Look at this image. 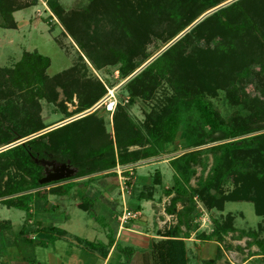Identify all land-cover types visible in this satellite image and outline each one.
I'll use <instances>...</instances> for the list:
<instances>
[{
	"label": "trees",
	"instance_id": "trees-1",
	"mask_svg": "<svg viewBox=\"0 0 264 264\" xmlns=\"http://www.w3.org/2000/svg\"><path fill=\"white\" fill-rule=\"evenodd\" d=\"M151 1L155 3L151 5L153 8L146 9V23L151 14L161 13L162 19L168 22L164 32L169 34L168 45L204 14L231 0ZM114 2L96 0L91 4L94 9L90 15L72 13L68 24L62 4L47 0L52 13L50 19L54 16L66 26L68 34L91 64L99 70L101 64L120 63L118 71L126 81L153 57L135 62L147 39L149 24L132 25L133 36L139 40L137 44L120 39L117 46L109 50H101L90 42L86 32L90 20L99 10L97 5L102 6L104 12L115 14L118 6L115 7ZM194 5L202 7L197 16L185 20L183 11ZM20 9L16 0H0V28L15 29L14 13ZM79 34L83 35L82 39ZM215 35L220 39L211 46ZM201 42L207 46L202 48ZM50 62L49 57L38 52H25L13 68H0V149L15 143L18 138H28L54 125L44 124L36 98L56 103L57 86L64 91L65 100L60 102L64 108L67 101L73 102L75 95L79 102L74 114L66 109L67 116L57 123L91 110L107 94L104 84L85 83L80 75H75L74 69L50 78L47 73ZM252 67H256L254 72L264 74V0H235L205 17L120 88L129 94V102H134L135 98L150 99L163 85L170 87L171 94L153 106L142 128L133 122L125 106L119 104L113 113L114 137L105 133L104 121L95 117L97 109L1 152L0 203L29 213L32 207L37 209L46 205L48 195L69 194L74 180L87 178L90 181L93 175L116 169L119 165H132L175 152L177 136L184 132L186 150L190 151L169 158L173 180L164 190L165 195L172 197L165 211L168 215H176L178 223L165 232H158L161 238L151 242L149 254L151 264H188L184 238L190 235L186 233L183 237L180 228L187 224L186 219L193 220L194 209L187 206L194 203L190 181L196 174L195 167L202 165L204 154H213L215 165L202 184L208 192L207 198L200 196L202 201H206L210 209L220 210L226 201H251L257 215L264 216V99L259 98L251 104L246 102L251 105L247 106L248 112L239 111L228 118H224L208 99L209 95L217 97L218 91L224 90L228 91L232 102L244 105L236 83L250 76ZM19 98L24 100L23 106L16 103ZM35 159L70 163L78 173L69 180L41 185L44 167ZM125 175L128 176V172ZM230 180L233 190L226 194L224 186ZM63 182L69 183L61 185ZM127 184L131 186V182ZM161 186L162 174L157 169L151 185H146L139 193V201L153 199L156 189ZM40 199H44L45 204L39 205ZM102 200L106 201L103 197ZM89 202L84 198L79 207L87 211L91 207ZM178 204L183 206V211L178 210ZM140 209L138 206L137 210ZM227 226V222L225 225L216 222L212 233L201 239L219 242L217 239H221ZM25 231L23 228L20 235ZM39 231L50 234L53 241L67 235L65 230L57 227L39 228ZM75 239L91 251L100 252L104 258L115 243L114 238L107 244ZM95 245L100 247L97 249ZM124 252L126 264H131L137 252L130 248ZM140 256L146 258V253ZM24 264L32 263L24 261Z\"/></svg>",
	"mask_w": 264,
	"mask_h": 264
},
{
	"label": "rangeland",
	"instance_id": "rangeland-1",
	"mask_svg": "<svg viewBox=\"0 0 264 264\" xmlns=\"http://www.w3.org/2000/svg\"><path fill=\"white\" fill-rule=\"evenodd\" d=\"M16 1L21 6V9L14 13L17 27L15 29L0 28V68H13L20 62L25 52H38L50 58V66L47 69L50 78L58 76L67 70L74 69L76 71L75 75H80V79L83 82L88 84H98L101 82L105 85L107 94L103 99L108 98L109 90L113 89L114 97L106 100L116 103V108L119 104L125 106L133 122L141 128L145 125L147 114L152 111L153 106L157 105L156 103H159L160 100L163 102L165 100L164 97L166 98V96L171 94L170 87L163 85L161 91L155 95L153 94L150 99L135 98L134 102H129V94L119 87L125 82L118 71L120 63L113 65L101 64V68L98 70L86 58L85 54L79 50L78 44L68 34L66 26L54 16L50 19L52 13L48 8L47 0H38L37 3H34V0ZM57 1L65 9L64 18L68 24L71 23L70 18L71 15L73 16L72 13L81 14L84 12L85 15H90V11L94 9L91 7V4L96 2V0ZM111 1H115V7L118 6L116 13H106L103 11L102 6L97 5L101 11L98 10L94 14L93 19L90 20V27L88 29L84 28L87 30L90 42L96 44L101 50H109L110 47H116L117 41L120 39H126V42L134 45L139 40L135 38V35L133 36L132 25L142 27L143 24H149L147 39H145L142 45V50L138 52L139 55L135 58V62L141 63L148 56L152 57L166 47L169 34L164 32L168 22L162 19L161 13L154 12V14L150 15L148 23H146V9L148 7L153 8L151 5L155 3L154 1ZM201 7L202 5H194L185 9L183 11L184 14H182L185 17L184 19L187 20L197 16ZM82 36V34H79L81 39ZM219 39L220 37L215 35L210 45L212 46ZM200 46L203 48L207 44L201 42ZM252 70L250 76H245L242 82L236 83L240 87L239 94L244 105L232 102L228 91L219 90L217 97L208 96L213 106L224 118H228L239 111L248 112L247 106H251L250 104L259 98L264 99V74L258 73L259 71L257 73L254 72L257 71L256 67H252ZM55 89L58 92L56 103H51L44 98H36L37 103L40 104L39 113L44 124H54L53 126L61 123L57 122L67 116L65 113L66 109L67 112L74 114L79 106L78 97L75 95L72 103L65 101L66 105L64 108L60 103L65 100L64 91L60 86H57ZM21 93L23 94L24 92ZM16 103L23 106L24 100L19 98ZM113 113L108 112L106 105H103L97 110L95 115V117H99L104 121V131L107 135H112V137H114ZM175 146L176 151L173 153L138 162L137 165L133 166L132 171L134 175L131 178L125 175V173L128 172L129 175L132 171H124L120 175L119 171L123 170V166H118L115 172H111L110 170V172L93 175L90 181L87 178L74 180V186L69 190V194H66V197H63V195H60L61 197L58 195L56 198L50 197L51 204L56 202V206L52 209H49L47 205H43L45 204V200L40 199L39 205L43 206H38L37 209L34 207V215L31 212L27 213L15 208H8L6 205L0 203V221L13 222V228L11 229L6 225H0V264H12L13 261H27L32 264H51V261H53V251L57 248L60 249L59 252L61 253L59 259L64 264H99L98 259L94 256V251H91L89 247H84L81 245L82 243H79L73 237L72 239H62L63 241L55 244L50 234L36 230L37 226L45 225L39 224L40 221L48 220L49 225L50 221L64 222L68 220L65 225L61 222L54 224V227L65 229L73 235L91 241L94 244H107L110 238H114L115 240L119 227L122 229L126 224H128L126 227L131 228L135 225L133 229L144 234L155 233V230L165 232L169 228L174 227L178 223L176 215L170 217L166 224H162L161 229H159L160 224L157 220L153 222L147 219L148 223H146V210L150 214L152 211V206H146V202L145 204L142 202L144 208L136 215L135 220H129L125 225L121 226L119 215L121 216L127 207L130 210L135 208V205L139 202L138 194L142 189L141 185L143 186V181H141L140 177L149 176L151 184L156 170L154 166H158L159 170L164 173L165 185L157 188L156 204H153V206L156 209V218L161 217L165 219V216L160 214L170 205L172 198L164 193V187L171 186L173 180V171L169 167V158L190 151L186 150L184 132L178 134ZM202 161V165L195 167L196 174L190 181V186L193 189L191 193L194 197V203L187 206H192L194 209L191 213L193 220L189 221L186 219L187 224H183L180 228L181 235L184 237L188 233L190 236L196 234V237L202 238L205 236L207 238L215 229L216 222L219 225H225L227 222V231L222 234L221 239H217L219 243L224 245L227 251L240 252L243 250V254H246L244 250H247L251 254L261 253L260 249L264 251V216L257 215L254 202L251 201H226L221 210L216 208L210 209L209 204L206 201H202L201 197L207 198L208 196L207 189L202 184L212 174V168L215 165L213 154H204ZM127 182H131V186L133 185V187H128ZM68 183L63 182L61 185ZM134 183L139 186V189L138 187L135 188L136 185ZM103 186L106 188L105 191L101 189ZM94 189L101 195L99 196ZM232 190L233 183L230 180L225 183L224 193L229 194ZM101 196L109 203H116V207H111V204L108 203L106 204V201L104 202ZM84 198L91 202V207L87 211L76 205L77 203L80 204ZM178 210H184L181 204H178ZM30 219L35 224H30ZM38 220L40 221L38 222ZM23 228H25V232L33 235L30 236L27 233L20 235L19 232ZM37 235H39L38 238H36ZM32 237L35 238L32 239ZM105 238H107V242L104 241ZM95 246L96 248L100 247L99 245ZM143 246H145L144 251L146 252V245ZM255 246H257L256 249ZM138 247L137 244L124 243L122 241L116 251V256L122 257L121 264H126L127 254H125L124 249L130 248L137 253H141L143 250ZM238 256V259L242 260V256ZM189 258L190 264H194L195 259L191 255ZM112 264H115V261Z\"/></svg>",
	"mask_w": 264,
	"mask_h": 264
},
{
	"label": "crops",
	"instance_id": "crops-1",
	"mask_svg": "<svg viewBox=\"0 0 264 264\" xmlns=\"http://www.w3.org/2000/svg\"><path fill=\"white\" fill-rule=\"evenodd\" d=\"M110 99H111V97H110ZM144 161H146V160H144ZM137 164L138 163L132 164V165H126V166H123V168H125V167L127 168V170H125V171H132L133 170V166H135ZM131 166H132V168H131ZM169 167H170V165H169ZM154 168L156 170L160 169L158 166H154ZM112 171L115 172V169L111 170V172ZM108 172H110V171H108ZM161 174H162V184L165 185L164 184V173L161 172ZM133 175H134V172L132 171L131 174H129L128 176L131 178V176H133ZM137 179H138V177H137ZM140 179H141V181H143V183H142L143 186L141 185L142 189L140 190V192H141L143 190V188H145L146 185H151V184L149 182V176H146V175L145 176H141ZM172 179H173V176H172ZM131 187H133V185ZM137 187L139 189L138 185H136L135 188H137ZM167 188H169V187L165 186L164 190L167 189ZM101 189H103V191L106 190L105 186H103ZM95 191H97V190H95ZM97 194H99L98 191H97ZM51 196L53 198H56V196H58V195H53V194L48 195V199H47V204L46 205H47V207L49 209H52L54 206H56V204H55L56 202L54 204H51V198H50ZM64 196L66 197L67 195H63V197ZM156 196H157V189L155 191V195H154L153 199L139 201L136 205L134 204L135 208H133V210L128 209V207H127V209L130 210L131 212H136L138 214L144 208L142 202L144 204L146 202V206L147 205H151L152 206L151 214L148 212V210H146V223H148L147 219L152 220L153 222L155 220H157L158 223L160 224L159 229H161L160 228L161 225L164 224V223L166 224L167 221L170 219V217H173V215H168L164 211V212H161L160 215H164L165 219L161 218V217H157L156 218V215H157L156 214V209L153 206V204H156V200H155ZM59 197H61V196H59ZM158 202H159V199H158ZM105 203L107 204L108 202H105ZM108 204H111V207H116V205H117L116 203L115 204L114 203H108ZM76 205H78V207H79L78 203ZM138 206H140V208H141L140 210H137ZM33 209H34V207H32V209L30 211L32 215L35 214ZM119 217H120V215H119ZM131 220L133 221L135 219H131ZM39 221L40 220H38V222ZM67 221L68 220H66L64 222L63 221H59V222L50 221L49 225H48V220L47 221H40L39 224H41V225L45 224V225L44 226H37L36 230H39V228H41V227L52 228V227L55 226L54 224L61 223V222H63L62 224L65 225ZM29 223L30 224H35V222L33 220H31V219L29 220ZM1 224L2 225H6L10 229L13 228V222L12 221H4V222L0 221V225ZM127 225L128 224H126L125 227H123L122 229H121V227H119L118 231L116 232L115 243L109 249V252H108V255H107L106 258L102 257L100 252L94 251V256H96V258L98 259L99 264H112L113 261H115V264H118V263L121 264L122 263V257L116 256V251H117V248H118L117 246L122 241L124 243L137 244L139 246L138 248H141V250H143L141 253H136L132 257L131 264H151L150 254H149L150 245H151V242L153 240H157V239L161 238V237L158 236L159 230H157V231L155 230V233L152 232L151 234H149V233L144 234V233L139 232L138 230L133 229L135 227V225H133L134 227H132V228L131 227H126ZM138 228H139V226H138ZM60 229H62V228H60ZM0 230H1V226H0ZM62 230H65V229H62ZM65 231L67 232V235H65L63 237H57L56 240L54 241L55 244H57L60 241H63L62 239L65 240V239H72V237L73 238L78 237V236L73 235L71 232H69L67 230H65ZM20 232H21V230H20ZM25 233L29 234L30 236L33 235V234L28 233V232H25ZM132 234H136V235H132ZM195 235L196 234H192V236H190L189 238H184V241L186 243L188 264H190V258H189L190 255L193 257V259H195L194 264H207L210 261H214L215 263H213V264H227V263H229V264H264V251L261 250V249L259 250L261 252L259 254L258 253H253V252H252L253 254H251L247 250H244V252L246 254H243V252H242L243 250L240 251V252L239 251H236V252L235 251H227L223 244H221V243H219L217 241H212V240H210V241L209 240H206V241L204 240L203 241V240H201V238L196 237ZM38 236L39 235H37L36 238H38ZM34 238L35 237H32V239H34ZM104 241L107 242V238H105ZM108 241H109V239H108ZM143 245H146V252L144 251L145 250V246H143ZM256 247L257 246H255V249H256ZM59 250L60 249L57 248L55 251H53V256H52V260L53 261H51V264H64V262H62V260L60 261V259H59L60 256H61V253L59 252ZM144 252L146 253V258H144V256H140V254H144ZM63 253H65V252H63ZM238 255L242 256V260L238 259V257H239ZM144 261H145V263H144ZM12 264H24V262L23 261H13Z\"/></svg>",
	"mask_w": 264,
	"mask_h": 264
},
{
	"label": "water",
	"instance_id": "water-1",
	"mask_svg": "<svg viewBox=\"0 0 264 264\" xmlns=\"http://www.w3.org/2000/svg\"><path fill=\"white\" fill-rule=\"evenodd\" d=\"M235 0H231L225 4H222L221 6L207 12L204 14L201 18H199L194 24H192L187 30H185L182 34H180L175 40H173L171 43H169L163 50H161L158 54L153 56L145 65H143L139 70H137L132 76H130L123 84H121L119 87H122L125 83H127L130 79H132L134 76H136L140 71H142L146 66H148L151 62H153L157 57H159L163 52H165L170 46H172L176 41H178L181 37H183L187 32H189L195 25H197L200 21H202L205 17L212 14L213 12L217 11L218 9L225 7L229 5L230 3L234 2ZM98 106H94L91 110H88L87 112H84L83 114H80L74 118L68 119L65 122L59 123L56 126H53L51 128H48L38 134H35L33 136H30L25 139L18 138L15 143L6 146L2 149H0V153L3 151H6L10 148H13L17 145H20L22 143H25L26 141H29L35 137H38L40 135H43L47 132H50L54 129H57L63 125H66L68 123H71L77 119H80L82 117H85L91 113H93L95 110H97ZM35 162L37 164H41L44 167V177L40 179L39 183L41 185H48L52 183H58L65 180H69L74 178L77 173L78 169L74 166H72L70 163H57L56 161L51 160H45V159H35ZM212 193L214 194L215 191L213 190Z\"/></svg>",
	"mask_w": 264,
	"mask_h": 264
},
{
	"label": "built area",
	"instance_id": "built-area-1",
	"mask_svg": "<svg viewBox=\"0 0 264 264\" xmlns=\"http://www.w3.org/2000/svg\"><path fill=\"white\" fill-rule=\"evenodd\" d=\"M110 97H108L107 99H109ZM108 100H105L104 102H102L100 104V106L97 108L99 109L100 107H102L103 105H106L107 107V111L108 112H114L115 111V108H116V103H114L113 101H108ZM114 103V104H113ZM112 105V106H110ZM112 107V108H110ZM123 170L119 171L120 175L121 173H123L125 170H127V168H122ZM137 213L136 212H131L130 210H128L127 208L125 209L124 213L121 214V216L119 217V221H120V224L121 226L122 225H125L129 220L131 219H134L136 217Z\"/></svg>",
	"mask_w": 264,
	"mask_h": 264
},
{
	"label": "bare ground",
	"instance_id": "bare-ground-1",
	"mask_svg": "<svg viewBox=\"0 0 264 264\" xmlns=\"http://www.w3.org/2000/svg\"><path fill=\"white\" fill-rule=\"evenodd\" d=\"M109 97H111V98H113L114 97V93H113V89H110L109 90ZM107 99V98H106ZM106 99H104V100H102L100 103H98L96 106H100V104L102 103V102H104ZM114 104V103H113ZM110 106H112V105H110ZM110 108H112V107H110Z\"/></svg>",
	"mask_w": 264,
	"mask_h": 264
},
{
	"label": "flooded vegetation",
	"instance_id": "flooded-vegetation-1",
	"mask_svg": "<svg viewBox=\"0 0 264 264\" xmlns=\"http://www.w3.org/2000/svg\"><path fill=\"white\" fill-rule=\"evenodd\" d=\"M53 161H55V160H53Z\"/></svg>",
	"mask_w": 264,
	"mask_h": 264
}]
</instances>
